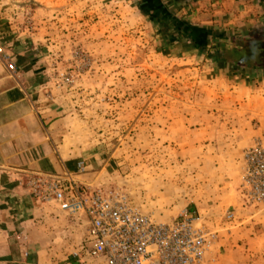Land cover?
Returning a JSON list of instances; mask_svg holds the SVG:
<instances>
[{"label": "rangeland", "instance_id": "rangeland-1", "mask_svg": "<svg viewBox=\"0 0 264 264\" xmlns=\"http://www.w3.org/2000/svg\"><path fill=\"white\" fill-rule=\"evenodd\" d=\"M164 1H168L165 3L171 15L185 23H190L189 15H210L209 9H215L211 5L216 2L180 0L172 4ZM219 5L216 9L222 10ZM258 5L264 11V2ZM140 6H144V10ZM153 6L157 9L159 4L154 0H0V29L10 39L8 52L0 48L7 73L22 79L23 69L14 61L12 54L16 52L12 50L23 48L27 54L25 68L30 65L35 68L34 74L41 76L36 92L44 94L53 106L63 108L61 114L68 112L72 128L68 145L79 147L80 157L90 164L101 161L110 163L115 170L127 169L118 173L120 178L113 180L111 176L110 181L99 179L90 184L116 186L128 192L125 184L136 188L141 186V179L154 183L163 176L167 185L175 179L179 185L178 178L191 166L183 151L186 147L172 142L177 134L173 124H167L164 130L156 129V108L161 106L166 111L164 109L172 106L208 105L207 102L214 105L219 89L214 87L211 76L227 68L235 73L240 70L236 64L223 65L219 60L225 54L220 42L223 34H207L210 36L208 48L202 44L189 45V37L176 30L174 19L164 18L161 23L153 16ZM220 28L227 36L233 33V28ZM247 36L251 37L248 41L256 43L264 40V30L257 34L249 32L244 39ZM243 37L237 41L238 46L242 45ZM252 52L249 48L238 56L227 54L225 57L241 62ZM251 61L250 65L255 64L264 71L262 59L256 56ZM8 64H13L17 71H9ZM165 117L170 119L171 115ZM260 151L264 152V143L246 147L240 160L238 195L244 211L253 215L252 223L242 226L252 227L253 233L260 231L262 222L258 219L264 217V196L251 184L255 167H259L256 172L260 174L264 170V164H253V156ZM123 172L129 175L126 181ZM129 195L134 202L131 196L134 194ZM135 195L144 199L140 194ZM159 196L157 198L154 192L152 200L172 204L170 198ZM39 206L44 207L42 211L49 210L63 224L65 234L60 233L62 242L54 250L56 264H99L85 257L80 262L75 255L82 246L83 227L54 204ZM188 211L200 220L197 211ZM236 216L234 208L227 210L224 215L227 228L235 226ZM212 234L211 251L219 231ZM212 261L210 258V263Z\"/></svg>", "mask_w": 264, "mask_h": 264}, {"label": "crops", "instance_id": "crops-1", "mask_svg": "<svg viewBox=\"0 0 264 264\" xmlns=\"http://www.w3.org/2000/svg\"><path fill=\"white\" fill-rule=\"evenodd\" d=\"M159 1L170 8L168 1ZM169 1L175 4L180 0ZM262 1L210 0L211 4L215 2L211 5L215 9H209L212 13L189 15V24L223 34L222 58L235 49L243 54L249 47L238 46L239 38L264 30V25L259 26L264 21V11L258 5ZM218 5L222 10L216 9ZM222 26L233 28V33L225 35ZM250 38L247 36L246 41ZM9 40L0 29V48L6 52ZM189 40V45H195ZM12 51L16 52L12 56L23 69V75L22 79L10 76L0 58V264H56L54 250L62 242L61 234H65L63 224L49 210L42 211L44 207L36 203L27 189L28 178L35 174L61 176L69 172L77 174L81 182L99 179L107 182L111 176L113 180L120 178L118 173L127 169L115 170L110 163L101 161L90 164L80 157L79 147L68 145L72 129L68 112L61 114L63 108L53 106L44 94L36 92L41 76L34 74L35 68L30 65L25 68L27 54L23 48ZM249 56L241 62L227 57L219 59L223 65L240 66V70L235 73L227 68L211 76L214 87L219 89L216 104L172 106L166 111L161 106L156 108V129L164 130L167 124H173L177 134L172 142L186 147L183 151L191 166L178 178L179 185L176 179L167 185L162 176L154 183L141 179L140 187L134 188L132 184L124 187L134 194L131 195L134 202L157 221L171 222L182 209L197 211L207 232L219 231L209 254L213 259L210 264H264V217L258 219L262 227L257 233L252 232V227L242 226L252 223L253 215L244 211L238 195L242 150L264 143V71L255 64L250 65L249 59L254 60L256 56ZM164 115L171 118L165 119ZM79 163L86 165L85 172H78ZM127 178L129 175L124 180ZM154 192L157 198L159 195L170 198L172 204L152 200ZM232 208L237 215L235 226L227 228L224 215ZM79 253H82L81 247Z\"/></svg>", "mask_w": 264, "mask_h": 264}, {"label": "built area", "instance_id": "built-area-1", "mask_svg": "<svg viewBox=\"0 0 264 264\" xmlns=\"http://www.w3.org/2000/svg\"><path fill=\"white\" fill-rule=\"evenodd\" d=\"M8 69L17 71L13 64ZM258 163L264 164V152L253 156L254 166ZM258 168L251 173V184L264 196V170L260 174ZM85 171L79 163L78 172ZM26 186L36 203L56 205L84 228L82 253L75 254L80 262L85 257L99 264H210L214 234L187 209L171 222H157L123 188L84 183L69 172L35 174Z\"/></svg>", "mask_w": 264, "mask_h": 264}, {"label": "trees", "instance_id": "trees-1", "mask_svg": "<svg viewBox=\"0 0 264 264\" xmlns=\"http://www.w3.org/2000/svg\"><path fill=\"white\" fill-rule=\"evenodd\" d=\"M154 1L155 3L159 4V7L156 9L155 6H153L154 7L153 16H155L161 23L164 21V18H170L172 20L174 19L175 23L177 24V28H176L177 31L181 32V34H184L186 37H189L192 41L195 42V45L202 44L204 48L207 47L208 41L210 40V36L208 35H210L211 32L204 31L203 29L193 27L189 23L179 21V19L171 15V11L166 6H164V4L161 1L159 0H154ZM140 7L143 8L144 10V6L143 7L140 6ZM245 40L246 39L242 40L243 41L242 45L249 47L250 50L253 51L252 54L255 55L256 53V56H258L264 62V40L260 39L256 43H254L252 40H249V41H245ZM234 51L235 52H232V53L229 52V55L238 56L242 54V51H238L236 49ZM258 52L260 53L258 54ZM249 61H251V59H249Z\"/></svg>", "mask_w": 264, "mask_h": 264}]
</instances>
